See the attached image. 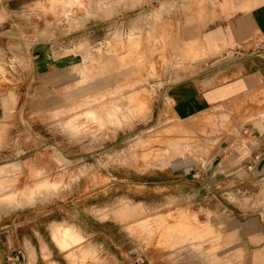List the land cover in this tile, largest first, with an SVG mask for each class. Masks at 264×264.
Wrapping results in <instances>:
<instances>
[{"label": "rangeland", "instance_id": "obj_1", "mask_svg": "<svg viewBox=\"0 0 264 264\" xmlns=\"http://www.w3.org/2000/svg\"><path fill=\"white\" fill-rule=\"evenodd\" d=\"M214 5L0 0V240L18 220H45L49 201L80 176L127 167L160 175L152 178L157 182L171 183L175 175L183 182L182 197L152 194L151 208L137 206L132 222L120 226L135 264H244V252L229 240L238 245L239 222L264 215V177L217 182L205 170L216 167L218 158L210 160L223 144L236 146L249 130L264 133V85L224 109L186 117L175 114L170 93L209 69L204 31ZM192 23L197 31H184ZM223 54L219 49L216 56ZM181 138L197 146L184 158L145 171L136 166L145 147ZM202 185L232 190L192 194ZM142 218L152 232L137 224ZM62 235L77 240L73 230ZM75 248L83 257L71 264H117L87 242Z\"/></svg>", "mask_w": 264, "mask_h": 264}, {"label": "crops", "instance_id": "obj_2", "mask_svg": "<svg viewBox=\"0 0 264 264\" xmlns=\"http://www.w3.org/2000/svg\"><path fill=\"white\" fill-rule=\"evenodd\" d=\"M214 1L213 14L210 9L204 31L205 50L209 55L204 64L209 69L204 75L190 76L170 88L175 114L180 117L215 107L224 109L228 103L258 92L264 85V0ZM196 28L197 24L192 23L184 31L196 32ZM219 49L224 51L220 58L216 56ZM6 101V98L2 99L4 108L7 107ZM145 102L148 106V100ZM225 146L229 147L228 150ZM196 147L187 138L169 141L156 149L145 147L138 159L141 163L136 166H141V171L163 167L176 158H184L185 153H191ZM221 148L223 152L216 153L210 160L213 164L218 158L216 167L205 170L207 178H217V182L239 178V182L248 179L251 180L248 183H253L264 177V133L249 130L236 146L226 143ZM155 177L160 178V175L136 172L127 167L89 171L80 176L76 184L49 201L53 202L52 209L45 220L39 217L18 220L9 236L5 234L7 228L3 230L5 240H0V258L3 260L14 250L22 249L26 264L77 263V258L83 254L81 250L77 253L75 247L87 242L96 250L105 251L106 256L114 257L117 264H135L131 239L120 226L132 222L138 207L151 208L154 203L150 199L152 194L163 198L167 192H174L175 197L183 196L181 178L175 175L168 183L152 180ZM230 190L231 187L202 185L191 192L198 196L203 192L227 193ZM120 200L126 202L119 205ZM193 218L196 219L195 214ZM147 221L142 218L137 224L150 233L152 229ZM67 226L77 240H65L62 233ZM205 228L208 230L209 226ZM235 235L238 245L233 237L229 245L231 243L235 250L244 252V264H264V215L239 222Z\"/></svg>", "mask_w": 264, "mask_h": 264}, {"label": "built area", "instance_id": "obj_3", "mask_svg": "<svg viewBox=\"0 0 264 264\" xmlns=\"http://www.w3.org/2000/svg\"><path fill=\"white\" fill-rule=\"evenodd\" d=\"M5 264H26L24 252L22 249H17L11 252L5 259Z\"/></svg>", "mask_w": 264, "mask_h": 264}, {"label": "bare ground", "instance_id": "obj_4", "mask_svg": "<svg viewBox=\"0 0 264 264\" xmlns=\"http://www.w3.org/2000/svg\"><path fill=\"white\" fill-rule=\"evenodd\" d=\"M96 116V115H95ZM159 162V161H158ZM51 188V190H53L54 188L53 187H49L48 185L46 186V188H44V190H47V189H50ZM53 188V189H52ZM71 228H66L65 230H64V232L65 233H68V232H71ZM90 250H91V248H90ZM85 252V251H84ZM86 253V252H85ZM89 254V253H88Z\"/></svg>", "mask_w": 264, "mask_h": 264}]
</instances>
